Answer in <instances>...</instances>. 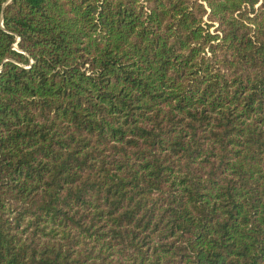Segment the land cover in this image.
I'll list each match as a JSON object with an SVG mask.
<instances>
[{
    "label": "trees",
    "instance_id": "1",
    "mask_svg": "<svg viewBox=\"0 0 264 264\" xmlns=\"http://www.w3.org/2000/svg\"><path fill=\"white\" fill-rule=\"evenodd\" d=\"M0 264H264V0H0Z\"/></svg>",
    "mask_w": 264,
    "mask_h": 264
}]
</instances>
